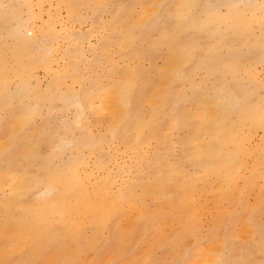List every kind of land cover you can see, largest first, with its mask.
Returning a JSON list of instances; mask_svg holds the SVG:
<instances>
[{"label": "bare ground", "instance_id": "6f19581e", "mask_svg": "<svg viewBox=\"0 0 264 264\" xmlns=\"http://www.w3.org/2000/svg\"><path fill=\"white\" fill-rule=\"evenodd\" d=\"M0 264H264V0H0Z\"/></svg>", "mask_w": 264, "mask_h": 264}, {"label": "rangeland", "instance_id": "374dc122", "mask_svg": "<svg viewBox=\"0 0 264 264\" xmlns=\"http://www.w3.org/2000/svg\"><path fill=\"white\" fill-rule=\"evenodd\" d=\"M77 26V25H76ZM84 26V27H83ZM82 26V30H86L87 29V26L83 25ZM79 27V26H78Z\"/></svg>", "mask_w": 264, "mask_h": 264}]
</instances>
